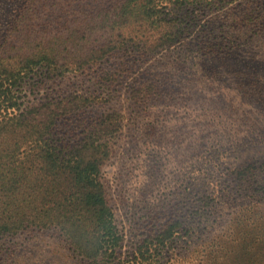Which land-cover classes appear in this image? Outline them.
I'll use <instances>...</instances> for the list:
<instances>
[{
	"label": "rangeland",
	"instance_id": "1",
	"mask_svg": "<svg viewBox=\"0 0 264 264\" xmlns=\"http://www.w3.org/2000/svg\"><path fill=\"white\" fill-rule=\"evenodd\" d=\"M26 1L0 0V46L12 44ZM180 16L191 28L180 45L128 46L64 78L37 70L21 86V107L95 100L57 122L54 138L65 146L101 122L119 126L108 134L102 174L124 238L116 264H134L174 224L182 237L162 264H264V193H255L264 187V0H223ZM250 165L253 177L237 175ZM0 264L88 263L58 232L30 229L0 235Z\"/></svg>",
	"mask_w": 264,
	"mask_h": 264
},
{
	"label": "trees",
	"instance_id": "2",
	"mask_svg": "<svg viewBox=\"0 0 264 264\" xmlns=\"http://www.w3.org/2000/svg\"><path fill=\"white\" fill-rule=\"evenodd\" d=\"M219 1H26L12 44H6L9 37L0 46V235L54 230L82 261L116 264L124 238L102 174L112 154L108 134L119 126L101 122L83 141L61 145L53 134L57 122L95 100L70 95L22 108L21 86L37 70L64 78L132 45L148 53L170 50L190 32L180 16L184 9ZM254 171L250 165L237 175L253 177ZM255 189L264 193L261 183ZM174 225L133 263L162 264V253L182 237Z\"/></svg>",
	"mask_w": 264,
	"mask_h": 264
}]
</instances>
